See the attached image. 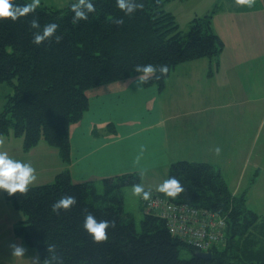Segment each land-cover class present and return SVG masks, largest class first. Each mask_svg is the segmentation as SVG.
<instances>
[{"label": "trees", "instance_id": "16d2710c", "mask_svg": "<svg viewBox=\"0 0 264 264\" xmlns=\"http://www.w3.org/2000/svg\"><path fill=\"white\" fill-rule=\"evenodd\" d=\"M165 1L143 0L144 7L129 15L115 0H93L96 11L78 22L71 8L75 0L62 7L40 3L35 12L16 20L0 19V84L12 87L0 111V135L11 126L24 150L44 139L68 161L69 126L87 109V90L140 75L137 66L146 64L157 66V71L145 82L162 88L175 65L213 58L222 51L210 14L194 17L182 33L164 8ZM28 2L14 0L20 5ZM34 18L41 29L49 22L60 27L35 44L36 29L30 24ZM117 18L123 22L115 23ZM161 64L168 65L167 73L159 72ZM169 176H176L184 191L174 198L158 191L165 204L197 210L189 214L194 227L211 219L224 221L218 228L222 239L209 243L210 258L197 256L202 248L171 232L158 209L140 207L142 218L136 226L120 190L141 183L137 172L102 179L100 193L94 181L75 182L68 170H62L50 183L30 185L27 192L6 190L5 195L24 214L15 233L37 250L40 264H264V212L258 214L249 206L246 190L233 193L220 169L206 161H172L166 179ZM63 195L75 196L76 203L54 212L52 205ZM89 212L110 221L106 240L95 241L84 229ZM211 228L217 230L214 224Z\"/></svg>", "mask_w": 264, "mask_h": 264}, {"label": "crops", "instance_id": "0c3cea01", "mask_svg": "<svg viewBox=\"0 0 264 264\" xmlns=\"http://www.w3.org/2000/svg\"><path fill=\"white\" fill-rule=\"evenodd\" d=\"M223 7L228 16L217 23L211 18L223 42L216 57L175 65L162 88L155 82L138 87L134 75L87 90V109L69 126L70 159L58 154L57 171L68 170L75 182L143 172L141 183L157 191L170 162L186 159L219 168L233 193L247 190L264 172V0L245 5L228 0ZM237 18L243 35L235 33ZM235 35L248 48L232 41ZM255 37L258 41H251ZM1 250L0 245V264H23L32 257L29 250L24 256Z\"/></svg>", "mask_w": 264, "mask_h": 264}, {"label": "rangeland", "instance_id": "374dc122", "mask_svg": "<svg viewBox=\"0 0 264 264\" xmlns=\"http://www.w3.org/2000/svg\"><path fill=\"white\" fill-rule=\"evenodd\" d=\"M53 6L59 5L60 0H44ZM228 0H167L164 3V8L171 11L174 15L175 20L178 24V28L182 33H185L194 17L204 16L210 14L214 19V23H217L219 19L228 16L225 13L226 10L223 7L225 2ZM237 21L240 25L236 26L235 33L241 34L238 31L242 29L243 21ZM243 35V34H241ZM243 42L244 47L248 48V42L238 35L232 38V41ZM259 38H251V41L257 42ZM252 52L247 56L249 61L251 59ZM202 58V57H201ZM207 58V57H203ZM261 61V60H260ZM243 67V66H242ZM12 92V87L3 82L0 84V111L3 108L5 95ZM264 126V121L263 125ZM264 132V127H263ZM262 136H257L256 146L260 143L259 138ZM256 148V147H255ZM0 151H5L9 156L19 159L25 162L31 163L36 169V179L30 185H38L50 183L53 181L55 174L58 173L60 167V161L58 158V150L56 147L49 145L44 139H41L37 147L27 151L22 148V138L15 137L12 127H9V135H0ZM263 161V160H262ZM264 165V161L262 163ZM264 167H262L263 169ZM58 170V171H57ZM167 172L165 174V177ZM254 178V182L247 184L249 185L246 192L248 193L249 206L255 210L258 214L264 212V172L260 173L259 176ZM164 177V178H165ZM246 177V176H245ZM230 179V178H229ZM96 189L98 192L102 193L104 187L102 182H95ZM6 189L0 188V245L2 246L1 254L14 255L15 248L20 246L23 248L24 252L27 254V250L32 255L29 260L23 261V264H40L37 250L32 247H24L22 240L16 235L15 227L20 224V222L25 218L24 214L16 209L12 202L5 195ZM120 192L123 194L124 207L125 210L129 211L134 219L136 226L139 228L140 220L142 218V212L139 208V195L133 193V185L122 186ZM15 224V226H14ZM30 248V249H29ZM23 256L25 253H22ZM18 254V255H22ZM25 254V255H26ZM184 255L187 253L183 252ZM3 264V263H2Z\"/></svg>", "mask_w": 264, "mask_h": 264}, {"label": "clouds", "instance_id": "9594fccd", "mask_svg": "<svg viewBox=\"0 0 264 264\" xmlns=\"http://www.w3.org/2000/svg\"><path fill=\"white\" fill-rule=\"evenodd\" d=\"M251 0H237L238 4H249ZM116 6L125 13L131 15L138 8H143V0H115ZM40 4V0H30V2L20 5L14 3V0H0V19L10 17L12 20H16L21 16L28 14L29 12H35ZM73 10V20L78 22L79 20H87L89 12L96 11V5L93 0H75L71 4ZM123 22V18H117L115 23L119 24ZM31 28L36 29L33 32V43L39 44L45 39L56 34V30L60 27L56 22H49L41 25L38 19H32ZM56 39L61 37L56 35ZM160 73L168 72V65L161 64L158 66ZM137 71L141 74L137 80V86H141L143 82L147 81L151 74L156 73L157 66L153 64H146L137 66ZM160 77L157 76V79ZM217 151L220 150V145L216 144ZM143 172H141V176ZM36 179V169L29 163L19 159H15L5 151H0V188L6 189L10 194L19 192H27L30 184ZM157 191L165 193L169 197H176L178 194L184 191V187L181 181L176 176H169L162 183L157 185ZM133 193L141 196L144 200H150L152 197V189L146 188L143 183H135L133 185ZM76 203V197L73 195H63L59 200L55 201L52 205L54 212H58L60 209H68L70 206ZM84 229L92 236L95 241L106 240L108 233L106 229L110 227V221L98 220L91 212L87 213L83 222ZM54 247V246H49ZM23 248L17 246L15 252L17 254L23 253ZM55 259V258H54ZM50 264V262H46Z\"/></svg>", "mask_w": 264, "mask_h": 264}, {"label": "built area", "instance_id": "2783aa9c", "mask_svg": "<svg viewBox=\"0 0 264 264\" xmlns=\"http://www.w3.org/2000/svg\"><path fill=\"white\" fill-rule=\"evenodd\" d=\"M142 204L146 210L158 209L159 215L166 219L171 232L176 233L183 239L191 240L193 244L202 249H207L211 241L222 239V230L218 229L224 226L222 219L217 221L211 219L210 223L208 221L205 224L202 223L201 226L194 227L189 223V214L193 213L195 215L197 210L186 208L183 204H165L164 199H161L157 193H152L150 200L142 199ZM212 224L217 227V230L211 228ZM208 226H210L209 230H207Z\"/></svg>", "mask_w": 264, "mask_h": 264}, {"label": "water", "instance_id": "95a60500", "mask_svg": "<svg viewBox=\"0 0 264 264\" xmlns=\"http://www.w3.org/2000/svg\"><path fill=\"white\" fill-rule=\"evenodd\" d=\"M195 253H196L197 256L202 257V258H210L211 254H212L211 251H206V252H204V251H196Z\"/></svg>", "mask_w": 264, "mask_h": 264}]
</instances>
